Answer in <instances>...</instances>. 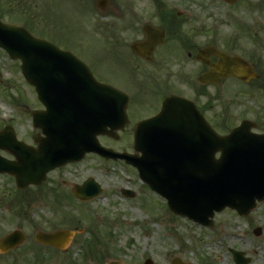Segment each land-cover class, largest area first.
I'll return each mask as SVG.
<instances>
[{
    "label": "rangeland",
    "instance_id": "374dc122",
    "mask_svg": "<svg viewBox=\"0 0 264 264\" xmlns=\"http://www.w3.org/2000/svg\"><path fill=\"white\" fill-rule=\"evenodd\" d=\"M91 3L0 0V16L18 23L26 21L36 35L56 36L65 46L76 45V39L82 38L94 52L102 54V18L89 6ZM250 5L264 7V0H250ZM210 24L227 28L215 22V17ZM106 77L118 84L112 74L106 73ZM39 106L33 87L21 74L19 60L11 59L0 48V126L11 123L19 137L33 143L37 129L32 127L31 111ZM118 135L117 139L99 136V140L116 150H131V138L120 132ZM89 176L101 184L102 191L80 201L71 193L70 185ZM121 187L133 189L134 196H124ZM212 218L213 225L208 227L175 215L134 167L88 153L78 162L48 172L37 186L19 189L12 176L0 173V237L14 228L24 234L19 245L0 251V264H106L109 259L144 264L146 258L152 264H170L174 256L184 264H235L230 248L243 251L249 257L247 264H264V202L246 215L226 207L215 211ZM56 228L73 231L63 249L33 239L38 229ZM257 228L260 230L255 233ZM232 231L236 232L233 236Z\"/></svg>",
    "mask_w": 264,
    "mask_h": 264
},
{
    "label": "flooded vegetation",
    "instance_id": "af4514ba",
    "mask_svg": "<svg viewBox=\"0 0 264 264\" xmlns=\"http://www.w3.org/2000/svg\"><path fill=\"white\" fill-rule=\"evenodd\" d=\"M213 1L105 0L99 8L91 0L89 6L102 18L104 52H94L82 38L72 49L98 80L127 93L128 121L121 134L132 139L134 123L157 117L141 135L149 129L167 135L171 127L182 128L171 123L182 116L187 129L204 118L219 133L243 125L248 132L264 134V7H251L250 0ZM213 17L227 28L212 27ZM50 37L63 44V39ZM201 58L216 65L214 81H200L210 69ZM106 73L118 78V84ZM172 94L191 100L189 107L164 108Z\"/></svg>",
    "mask_w": 264,
    "mask_h": 264
},
{
    "label": "water",
    "instance_id": "95a60500",
    "mask_svg": "<svg viewBox=\"0 0 264 264\" xmlns=\"http://www.w3.org/2000/svg\"><path fill=\"white\" fill-rule=\"evenodd\" d=\"M0 46L8 51L10 57L21 60V71L34 85L41 101H44L46 93H59L45 86L51 83L46 79L53 77L52 83H60L56 78L66 73L72 75L73 70L81 77L87 75L86 83L99 85L89 90V93H110L106 103L110 109V118L106 121L98 117L99 105L93 107L92 104L86 105L89 112L72 103L65 105L70 109L69 112L33 111V125L44 134L36 136V148L16 141L10 126L0 131V147L6 148L17 158L9 161L0 156V171L13 174L19 187L29 183L39 184L48 170L68 161L79 160L87 151H94L107 158H124L138 169L140 177L152 189L166 198L171 210L204 224H212L209 217L214 210L224 206L235 208L239 214L245 215L256 206V200L264 201V152L249 148L242 150L241 146L233 144L238 136L236 129L228 135H218L203 120L201 124L205 126L206 134L201 139L164 137L152 131L141 138L139 130L143 121L135 125L133 141L134 149L141 150L142 155L138 157L135 153L114 151L102 146L97 134H111L117 125H123L126 120L125 94L102 85L85 68L78 71L77 66L81 65L78 59L72 58L67 51L52 43L34 37L22 26L0 21ZM67 59H73L75 66L66 65ZM45 61L49 64L45 65ZM215 72L216 66L212 64L210 71L202 77L213 78ZM71 83L78 84L79 81ZM50 104L46 103L49 109H58L56 103ZM103 104L100 98V105ZM150 121L145 120L147 123ZM108 125L112 130L106 129ZM217 150H221L219 157L214 156ZM99 191L100 186L92 178L72 188V192L80 199H88ZM122 191L129 196L134 194L129 189ZM70 236L71 232L66 229L35 233L37 241L61 248L66 246ZM22 237L16 230L8 233L0 239V250L5 251L17 245ZM231 252L236 264H246L249 260L242 256V251L231 249ZM145 263L152 264V261L146 259ZM107 264L122 263L109 260ZM171 264L183 263L173 257Z\"/></svg>",
    "mask_w": 264,
    "mask_h": 264
},
{
    "label": "bare ground",
    "instance_id": "6f19581e",
    "mask_svg": "<svg viewBox=\"0 0 264 264\" xmlns=\"http://www.w3.org/2000/svg\"><path fill=\"white\" fill-rule=\"evenodd\" d=\"M235 234H236L235 231H232V232H231V235H232V236L235 235ZM255 252H258L257 249L255 250Z\"/></svg>",
    "mask_w": 264,
    "mask_h": 264
},
{
    "label": "trees",
    "instance_id": "16d2710c",
    "mask_svg": "<svg viewBox=\"0 0 264 264\" xmlns=\"http://www.w3.org/2000/svg\"><path fill=\"white\" fill-rule=\"evenodd\" d=\"M93 250V249H92ZM95 251V250H94ZM92 253V252H91Z\"/></svg>",
    "mask_w": 264,
    "mask_h": 264
}]
</instances>
